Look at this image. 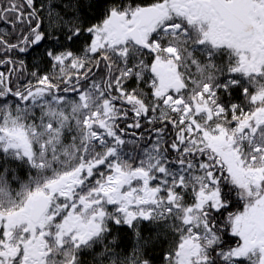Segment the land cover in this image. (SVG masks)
I'll list each match as a JSON object with an SVG mask.
<instances>
[{
    "label": "snow or ice",
    "instance_id": "obj_1",
    "mask_svg": "<svg viewBox=\"0 0 264 264\" xmlns=\"http://www.w3.org/2000/svg\"><path fill=\"white\" fill-rule=\"evenodd\" d=\"M0 264H264V0H0Z\"/></svg>",
    "mask_w": 264,
    "mask_h": 264
}]
</instances>
